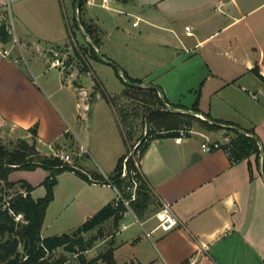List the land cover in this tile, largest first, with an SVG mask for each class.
<instances>
[{
	"label": "crops",
	"instance_id": "crops-1",
	"mask_svg": "<svg viewBox=\"0 0 264 264\" xmlns=\"http://www.w3.org/2000/svg\"><path fill=\"white\" fill-rule=\"evenodd\" d=\"M254 1L86 0L84 3L82 18L96 27L100 51L115 61L123 74L142 79L144 85L162 87L165 101L182 111V107L190 108L199 97L197 116L205 119L208 115L227 125L211 131L195 123L191 133L180 142L168 135L150 140L139 161L153 203L139 213L129 207L111 234L118 264H264L262 153L259 160L251 154L232 162L222 147L211 151L201 148L206 139L220 145L227 142L232 135L228 126H236L253 129L264 153V13L244 20L246 13L264 4L247 10ZM10 3L17 6L19 27L16 41H0V136H12L21 130L32 141L27 129L37 125L39 150L61 146V151L67 153L65 147L71 138L76 141L73 132L77 135V131H87L84 123L94 103L95 108L98 106L96 135L90 141L94 165L71 160L89 177H99L100 182L86 183L113 189L108 181L116 174L119 158L127 155L147 128L140 130L144 113L133 109L139 101L124 94L127 84L115 68L122 86L110 93L97 77L82 87L70 59L67 64L61 60L63 65H52L60 50L74 51L89 65L86 74L94 73L92 60L96 58L93 56L87 62L80 46L82 42L90 44L91 40L75 24L73 0H67L71 11L67 22L60 0H0V10ZM113 12L125 13L127 20L131 18V26L114 22ZM134 21L137 25H133ZM190 22L193 26L188 31L185 27ZM75 29L80 38L76 37ZM214 36H219L216 44L200 49ZM4 50L9 54H4ZM183 52L192 54L191 57L197 55L209 70L198 88L192 90L190 105L183 103L184 93L175 89L176 81L171 84L168 78L162 83V78L154 74L168 67L170 61L174 63ZM22 55L27 59V68ZM41 59L46 66L59 69L55 82L47 77ZM65 88L70 94L61 95L59 91ZM92 88H97V92L88 96L87 90ZM119 107L126 108V122L121 119ZM126 124L133 127L125 140ZM80 141L78 137L77 142ZM82 145L78 144V150ZM47 173L43 167L14 170L9 178L29 182L33 186L31 195L36 199L43 196L42 182ZM38 190L42 191L35 195ZM113 192L115 197L114 189ZM114 197L103 202L98 195L89 196V204H83L87 215L83 222ZM163 203L170 205L179 219L169 231L154 229L158 223L155 213ZM45 222L46 214L43 236L61 234L46 232ZM105 223L111 224L112 220ZM147 231H152L149 237ZM99 242L100 239L85 255Z\"/></svg>",
	"mask_w": 264,
	"mask_h": 264
},
{
	"label": "trees",
	"instance_id": "trees-1",
	"mask_svg": "<svg viewBox=\"0 0 264 264\" xmlns=\"http://www.w3.org/2000/svg\"><path fill=\"white\" fill-rule=\"evenodd\" d=\"M126 1V0H125ZM76 0H73V5ZM86 0H81L78 6V17L85 32L90 38L89 48L93 56L98 59L92 41L100 47V37L96 27L87 24L82 18V8ZM75 24L76 21H75ZM12 33L7 26L6 21L0 19V41L3 43L12 41ZM88 70V69H87ZM119 74V73H117ZM131 82L142 84L143 80L132 78L124 72ZM262 76V75H260ZM264 78V77H262ZM126 85V82L123 80ZM124 94L139 101L138 108L144 113V119L141 121L146 124V131L140 138L139 144L136 146L135 152H139L140 156L144 153L152 138L168 135L177 136L181 129L190 130L193 124L198 123L207 130L216 131L221 126L213 123L216 121L210 116L205 115V119L198 117L194 113H200L198 107L199 97L190 108H185L181 112H173L167 109L159 96L157 90L149 87H135L126 85ZM140 105V106H139ZM126 108H120L121 119L127 121ZM189 110L194 113L188 112ZM131 124L125 125V132L130 133ZM242 129V128H241ZM239 130V127H229L228 132H232L228 141L221 144V147L227 152L232 162H237L251 154L259 160L262 153V166L264 168V153L260 143H258L249 134H255L253 129ZM31 133L32 141L26 139H18L17 143L10 147L6 143L0 141V262L4 264H63L66 257L61 255L53 259L54 252L63 249L65 252L75 254L79 261L83 264H118L114 256L115 240L112 235L106 250L97 256L88 260L85 252L91 249L95 242L102 235V225L112 220V225L117 227L119 221L123 218L128 207L124 203L119 202L118 205L114 201L108 202L98 209L94 214L90 215L83 223L65 234L42 235V226L45 219L46 209L53 199V187L57 181L56 176L64 169H71L80 173L83 177L91 181L89 177L79 169L63 161L58 156L43 155L39 151L37 145V125L27 129ZM129 151L127 152V154ZM126 155L119 158L116 166V174L110 180L114 181L121 189L125 197L130 196V192L126 191L125 180L120 179L122 161ZM129 164L134 167L133 157L130 156ZM250 176L252 178V166L248 161ZM43 167L47 170L44 178L45 195L39 198H33L31 191L33 186L26 180H10L9 176L14 170H35ZM138 185L136 189V198L130 201L129 205L137 213L148 208L153 203L151 188L142 172L137 173ZM99 179V177L93 176ZM103 180V179H101ZM22 214V220L16 221L15 216ZM97 229L96 234L87 237L85 234Z\"/></svg>",
	"mask_w": 264,
	"mask_h": 264
},
{
	"label": "rangeland",
	"instance_id": "rangeland-1",
	"mask_svg": "<svg viewBox=\"0 0 264 264\" xmlns=\"http://www.w3.org/2000/svg\"><path fill=\"white\" fill-rule=\"evenodd\" d=\"M264 2V0H256L251 5L247 7V10L253 9L255 6H257L259 3ZM62 11H63V17L65 22H67V19H71L70 16V8L67 3V0H60ZM123 11H125V8H122ZM17 6L13 3L8 4L6 7H2L0 10V19H3L6 21L7 26L9 27L11 33H12V42L15 36V33H17L18 27H19V20L16 15ZM99 12L107 13L104 9L97 8ZM246 10V9H245ZM247 10L245 12H247ZM261 13H264V4L255 10L253 12L246 13L247 15L244 17V20L251 19L252 17H257ZM111 18L114 19V22L117 21V23H128L129 26H131V18L128 19V16L125 13H119V12H113L111 14ZM72 21V20H71ZM128 21V22H127ZM72 23V22H71ZM185 21L182 22V28H184ZM189 24V26H193V23H186ZM74 26V25H73ZM125 26V25H124ZM229 31V30H228ZM76 37L80 38V33L75 29ZM221 36V34H220ZM219 36H214L208 39L207 42L201 45L200 49H206L209 48L211 45L216 44V41L218 40ZM84 49V58H86V61L89 62L90 58L93 57L92 52L89 48V43H81L80 45ZM147 47V46H145ZM64 50H60L58 53V56L65 62V64L68 63L69 59L72 62L71 68L76 71L80 75V78H75L78 82L80 81L82 84V87H85L87 82L88 84L91 83V81H95L94 78H98L101 80L107 87L108 91L112 93V90L117 89L118 87L122 86V83L120 82V79L116 76V70L109 64L104 63L103 61L96 59L92 60V68L94 70V73L86 74V69H88L89 65L84 62L82 58H80L79 54H76L74 51L71 53L63 52ZM54 55L53 53L51 54ZM192 54H186L183 52L182 55H180L178 58H175V62L170 61V64H168V67H164L157 72H155V76L157 74V77L162 78V83H164L168 78L171 80V84L176 83L175 89L181 90V92L184 93L183 97V103L190 105L191 104V98H193L192 90L198 88V84L201 80H203L207 74L209 73V70L206 68V65L202 63V60L196 56L191 57ZM45 57H48L45 55ZM23 65L27 68V62L25 60V57L23 55L21 56ZM173 60V57L171 58ZM41 65L45 67V72L47 77L50 81H56L58 79L57 75L59 72V69L57 67H48L44 63V59H41ZM90 63V62H89ZM154 72V71H153ZM86 74V75H84ZM52 82V83H54ZM170 84V81L169 83ZM78 84V86H81ZM172 87V85H171ZM162 88V87H161ZM163 89V88H162ZM164 91V90H163ZM61 95L70 94V91L68 89H63L59 91ZM97 92V88H92V90H87V95H94ZM217 100V99H216ZM216 100H212L213 102ZM218 101H216L217 103ZM94 103H92V106L94 107ZM97 105V104H96ZM91 110L87 111V117L85 119V128L87 131L81 132L77 131V135L74 134L76 138V141L74 138H71L68 146L65 147L66 152L71 156V159L73 161H79L78 164L85 165L86 163L94 165V163H91L92 156H91V145L90 141H93L95 139V130L96 125V111L98 106L96 108L94 107ZM100 110H104L105 108H101ZM83 123V122H82ZM146 128V124L144 122L141 123L140 121V130H144ZM14 133V132H13ZM24 131L18 130L15 132L12 136L4 135L0 136V141L3 143H6L10 147L14 146L17 143L18 139H28L25 135ZM126 132L123 128V138L126 140ZM73 136V137H74ZM72 137V136H71ZM80 138L82 141L77 142V138ZM130 139V136H129ZM82 142V144H81ZM84 142V143H83ZM78 144L82 145L81 150H78ZM60 148V149H59ZM63 147L53 148L52 150H39L41 154L47 155V156H55L54 151H60ZM56 157V156H55ZM78 158V159H77ZM77 159V160H76ZM71 160V161H72ZM75 168H77L75 166ZM79 169V168H78ZM56 183L53 187V199L49 203L47 209H46V232H67L71 229L79 226L83 220L87 217L85 215V208L83 204H89V196L92 195H98L103 202H107L110 198L114 197L113 189L109 186H99V185H93L86 182H90L88 179L83 177L80 173L71 170V169H64L61 172H59L56 176ZM88 180V181H86ZM85 181V183H84ZM87 184V185H85ZM85 186V187H84ZM1 189V184H0ZM45 195L46 189L44 185H42V188ZM42 190H38L35 192L36 194H40ZM40 192V193H39ZM106 200V201H105ZM104 204V203H103ZM87 206V205H86ZM154 206V205H153ZM99 207L96 208L98 210ZM16 221H21L22 217L16 218ZM117 230V227H114L112 223L106 224L104 223L102 225V235L100 236V242L98 246L95 249L90 250L86 253L85 257L86 259L90 260L93 257L97 256L99 253H102L106 250V248L109 245L111 234L115 233ZM97 229L92 230L88 233H86V236L89 237L91 235L96 234ZM107 237V238H106ZM104 240V241H103ZM65 256L66 260L63 264H83L79 261L77 256L72 253L65 252L63 249H58L54 252L53 259L59 257V256ZM0 264H4L1 263ZM98 264H105L102 262H99Z\"/></svg>",
	"mask_w": 264,
	"mask_h": 264
},
{
	"label": "built area",
	"instance_id": "built-area-1",
	"mask_svg": "<svg viewBox=\"0 0 264 264\" xmlns=\"http://www.w3.org/2000/svg\"><path fill=\"white\" fill-rule=\"evenodd\" d=\"M106 1V0H104ZM137 21L133 22V25H137ZM186 30H190V26L187 25L185 27ZM14 41L17 40L16 36H14ZM4 54H9L8 50H4ZM52 65H63V61H61V59L59 57H56L53 59L52 61ZM146 131V130H145ZM191 129L187 130V129H181L179 131V134L177 136L174 137V140L176 142H180L181 139L185 136H187L189 133H191ZM140 141H138L136 143V145L129 151V153L124 157L123 161H122V168H121V172H120V179H124L125 180V184L124 187L126 189V191L130 192V196L129 197H125L123 192L121 191V189L118 187V185L112 181L109 180L108 183L113 187L114 191H115V197L113 199L114 204L118 205L119 202L124 203V205H126L128 208L130 207L129 203L130 201L134 200L137 196L136 194V189H137V185H138V177H137V173L140 172V161H139V152H135L136 150V146L139 144ZM221 145L216 142V141H210V140H205L201 143V148L203 151H211L215 148H220ZM55 156H58L60 159H62L63 161L69 163L70 165L74 166L75 165L72 163L71 161V156L68 153H64L63 151H54L53 152ZM132 156L133 157V164L134 167L128 165L129 164V157ZM92 182H100L98 179L96 178H91ZM155 216L158 219V223L155 226L154 229L159 228L163 231H169L173 228L176 227V225L179 222L178 217L175 215V213L172 211L170 205H168L167 203H163L161 205V207L159 208L158 211H156ZM16 218L18 217H22V214H17L15 216ZM153 231V230H152ZM152 231H147L146 235L149 237L152 233Z\"/></svg>",
	"mask_w": 264,
	"mask_h": 264
},
{
	"label": "water",
	"instance_id": "water-1",
	"mask_svg": "<svg viewBox=\"0 0 264 264\" xmlns=\"http://www.w3.org/2000/svg\"><path fill=\"white\" fill-rule=\"evenodd\" d=\"M80 1H81V0H76V2H75V4H74V13H75V19H76L77 27L80 29V31H81L82 33L85 34V32H84V30H83V27H82V25H81L80 19H79V17H78V6H79ZM92 45H93V47H94V49H95V52H96V55H97L98 59L101 60V61H103L104 63H107V64L111 65L113 68H115V69L119 72L120 76L123 78V80L126 82L127 85L135 86V87L149 86V87H151V88H153V89H155V90L158 91L159 96H160V98H161V101H162L163 105H164L167 109H169V110H171V111H173V112H181V111H182V110H180V109H177V108H174V107L170 106V105L165 101V99H164V91H163V89H162L161 87H159V86H157V85H154V84L144 85V84H140V83H137V82H131V81L128 79V77H127L125 74L122 73V71H121V67H120L115 61L106 58V57L102 54V52L100 51L99 47H98L93 41H92ZM187 111H188V110H187ZM188 112L194 113V112L191 111V110H189ZM194 114L197 115V113H194ZM213 123H215V124H217V125H219V126H221V127H225V126H227V125L222 124V123L217 122V121H213ZM228 127H230V126H228ZM239 130L244 132V130L241 129V128H239ZM249 135H250L251 137H253L258 143H260L259 138H258L257 135H255V134H251V133H250ZM63 234H65V233H63Z\"/></svg>",
	"mask_w": 264,
	"mask_h": 264
}]
</instances>
